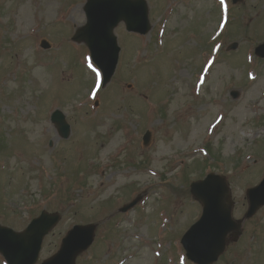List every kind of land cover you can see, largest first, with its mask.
Returning a JSON list of instances; mask_svg holds the SVG:
<instances>
[{
	"label": "rangeland",
	"instance_id": "374dc122",
	"mask_svg": "<svg viewBox=\"0 0 264 264\" xmlns=\"http://www.w3.org/2000/svg\"><path fill=\"white\" fill-rule=\"evenodd\" d=\"M146 1L150 31L118 24V64L92 97L101 73L72 41L85 0H0V222L21 230L43 209L61 214L37 264L77 223L97 228L75 264H192L179 243L201 213L190 182L225 175L240 219L245 190L264 176V59L253 51L264 42V0H227L219 34V0ZM56 108L67 139L49 120ZM214 264H264V208Z\"/></svg>",
	"mask_w": 264,
	"mask_h": 264
},
{
	"label": "water",
	"instance_id": "95a60500",
	"mask_svg": "<svg viewBox=\"0 0 264 264\" xmlns=\"http://www.w3.org/2000/svg\"><path fill=\"white\" fill-rule=\"evenodd\" d=\"M239 0H234V2ZM86 24L77 30L75 40H83L88 45L94 62L104 73L106 83L114 72L119 47L113 28L119 21H124L129 31L146 33L149 24L145 3L142 0H88L85 5ZM234 43L231 48L236 47ZM47 47L46 42H42ZM256 53L264 57V44L256 48ZM51 120L56 124L63 137L69 134V125L64 115L55 110ZM149 132L144 142L149 140ZM192 195L203 205L200 219L184 234L182 243L190 259L199 264H210L223 252L227 235L233 238L241 232V221L232 218V203L226 180L210 173L205 179L193 182L190 186ZM249 208L245 218L251 217L264 205V180L260 185L247 190ZM136 201L128 204L122 211L132 207ZM59 216L41 213L33 219L23 232L0 225V252L9 264H34L38 258L43 236L58 221ZM94 226H75L63 239L62 248L57 255L42 264H73L78 252L84 250L92 241Z\"/></svg>",
	"mask_w": 264,
	"mask_h": 264
}]
</instances>
